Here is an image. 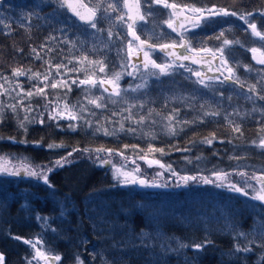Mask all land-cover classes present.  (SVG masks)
Here are the masks:
<instances>
[{"label": "trees", "instance_id": "1", "mask_svg": "<svg viewBox=\"0 0 264 264\" xmlns=\"http://www.w3.org/2000/svg\"><path fill=\"white\" fill-rule=\"evenodd\" d=\"M84 2L91 6L96 0ZM177 2L196 7L226 8L238 14L251 12L253 15L248 19L256 23L258 30L264 31V16L260 15L264 12V0ZM153 11L155 16L144 25L154 33L152 42L179 41L180 37L163 24L168 10L154 8ZM111 15L114 18L117 13ZM0 19L11 26L9 29L0 24V75L12 80L13 87L17 80L12 77L13 69L44 73L46 60L53 65L64 63L69 68H79L73 57L88 55L90 59H103L105 71L109 74L122 70L124 52L121 49L125 46L126 30L118 24L109 41L107 29L110 25L107 21L98 23L104 31L97 33L58 7L56 0H0ZM221 31L226 38L239 41L227 47L225 55L235 74L246 82L244 88L231 81L221 85L218 80L208 81L211 88H204L196 83L198 78L184 68H176L171 75L159 78L147 76L141 69L134 76L125 74L120 79L123 101L116 104L105 101L107 106L103 109L87 104L82 87L72 85L71 92L48 88V99L53 104L58 95L77 108L80 103L86 105L91 111L83 115L85 120L92 121V126L78 121L75 123L79 126L72 131L67 128L68 120L49 122L48 113L43 109L46 101L41 96H34L30 103L37 111L44 112L45 123L29 124L25 134L18 128L16 117L6 111L4 122L0 124V137L4 138L0 139V155L14 163L27 159L33 166H49L73 148L103 146L123 150L126 156L135 159L131 146H137L136 152L140 155L151 146L164 149V154L152 152L149 159L154 157L171 165L176 176L211 177L216 172L234 174L237 171L264 174V150L252 143L258 141L259 134H264L260 133L264 128V115L261 114L264 100L258 98L264 94V83H261L264 81V65L257 64L249 51L251 48L264 51V41L253 36L244 21L232 16L214 17L185 35L194 49H216L222 46L224 37L216 38ZM50 37L55 39L50 40ZM145 38L146 35L142 34L141 39ZM65 40L69 43H64ZM71 42H75L76 47L73 48ZM33 48L42 59L33 58ZM48 48L53 51L48 52ZM199 55L209 56L205 52ZM151 57L157 63L170 59L159 49L152 51ZM69 60L73 62L69 63ZM185 65L198 71L193 64ZM246 66L252 71H247ZM125 71L132 69L129 67ZM97 75L102 77L104 73ZM77 77L83 79L84 72H70L65 78L71 82ZM55 78L60 79L59 76ZM145 80V87L132 91ZM18 82L25 90L37 83L36 80L29 81L26 76H20ZM252 84L257 86L256 94L248 92V85ZM92 93L99 96L102 89H93ZM15 95L13 92L12 97ZM103 95L107 97V93ZM248 96L252 99H247ZM0 102L16 101L0 96ZM28 103L25 100V104ZM131 105H136L131 108L133 120L146 117L142 124L125 119L129 113L121 110ZM206 112H218L219 115H205ZM24 115L18 109L19 118ZM32 115H36V111ZM172 115H176L172 121L175 135L169 134L166 128V117ZM120 122L125 131L106 136L96 130L98 124L109 131L118 130ZM230 122L240 126L242 135L233 131ZM129 128L135 131H127ZM212 136L215 139L211 145L202 142ZM8 137H15L17 141L26 139L28 143H13ZM36 142H40L39 146ZM49 143L63 144L64 147L49 149ZM124 145L129 148L125 150ZM78 153L86 152L76 151L72 155ZM48 179L51 187L33 177L0 175V252L5 255V264H28L32 259L34 250L22 240L14 239L15 236L33 241L42 238L47 252L62 257L59 264H75L77 256L84 264H264L260 258L264 249L257 244L250 245L253 248L250 253L231 251L235 243L239 242L241 246L247 243L244 238L236 236V231L250 233L249 239L255 236L258 243H264V204L224 187L196 183L176 189L123 187L113 179L112 171L87 157L54 170ZM206 240L212 243H207L201 251L194 247L178 248V242L195 244ZM32 264L36 262L33 260Z\"/></svg>", "mask_w": 264, "mask_h": 264}, {"label": "snow or ice", "instance_id": "2", "mask_svg": "<svg viewBox=\"0 0 264 264\" xmlns=\"http://www.w3.org/2000/svg\"><path fill=\"white\" fill-rule=\"evenodd\" d=\"M58 7L66 8L73 16L77 17L81 22L86 24L89 28L95 29L97 33L103 32L104 29L98 27L100 21H107L110 27L107 29V36L109 41L112 39L114 32L113 28L118 24L120 27L124 28L126 31L124 33V48L121 51L124 52V57L121 61V71H112L111 74L105 71L106 65L103 59H90L88 55H81L79 58L73 57L75 63L80 65L79 68L72 67L69 68L64 63L52 64L50 60L44 61L47 65V69L44 73L41 72H32L31 69L16 68L12 71V77L17 78L14 87L11 86L13 81L8 77L0 75V80H3V83H0V96H7L15 99V103H3L0 102V124L4 122V115L6 111H10L14 117H16L17 125L19 129H22L26 134L28 131V125L32 123L44 124V112L37 111L33 108L30 103L31 99L34 96H41L46 103L43 105L44 111L48 113V121H59V120H68L70 123L67 125L69 130L75 131L79 126L78 121H83L89 127L92 126L91 120H85L84 113L90 112L91 110L80 103L79 108L76 105L70 104L64 97L56 96L55 104L53 101L48 99L47 89H57L62 88L66 89L67 92H71L72 85L83 88L84 97L87 100L88 105H92L97 109H103L107 106V103L116 104L123 101L122 90L119 86V81L123 75L127 74L129 76H134V73L139 72L143 69V72L147 76L159 78L161 75H171L173 70L176 68H184L185 71L191 72L198 79L196 83L202 85L204 88H211V84L208 81L218 80L221 85L226 81H231L232 84H238L241 88L245 87V81H242L239 76L235 74L234 68L229 65V61L225 55V49L233 44H238L239 41L230 40L225 37V33L221 31L216 37L217 39H222V46L211 49L207 47H202L200 49H194L192 47L190 39L185 35L188 31L196 29L202 26V23L207 22L208 20L214 17H236L239 20L244 21V23L251 30L253 36L258 37L261 41H264V31L258 30L256 23L251 22L248 17L252 16L253 13L249 12L247 14H238L236 11H230L226 8H217V7H196L194 5L189 6L188 4L178 3L177 0H96L94 5L85 4L83 0H56ZM154 8H162L167 11V18L163 20V24L167 26L172 32L176 33L180 37L179 41L171 40V42L164 43H153L154 33L149 29L145 28L144 25L149 24L150 18L155 16ZM98 13L102 15L98 16ZM112 13H117L113 18ZM190 13V15H189ZM261 16H264V12H260ZM0 24H4L5 28L10 29V24L6 23L4 20L0 19ZM139 33V34H138ZM146 35L145 39H141V35ZM117 36H120V33H116ZM131 37V39H127ZM50 40H54L55 37H50ZM64 43H69L65 40ZM72 47H76L75 42H71ZM107 47V44L104 45ZM43 47V46H42ZM264 47V45H262ZM177 48L184 49L183 53H178ZM96 49V45H93V50ZM159 49L164 53L166 57H169V61L165 63H157L156 60L152 59L151 52ZM48 52H52V48L47 49ZM249 51L252 53L253 60L257 64L264 65V51L260 48H251ZM34 54V59H42L41 55L35 48L32 49ZM200 52L208 53L211 59H207L204 56H199ZM135 56V62H130L132 57ZM199 56V59L196 57ZM219 60V63L215 66V72H218L223 79H220V76H207L202 74L200 71H194L192 68L187 67L183 63H177V61L189 60L191 63H200L205 64L208 67L209 71H213V61ZM72 60H69V63H72ZM131 68L132 71L126 72L127 68ZM63 70V75H62ZM247 71H252V68L246 66ZM84 72V78L72 79L69 82L65 77L68 76V73L75 72L79 73ZM97 73H104V75L98 76ZM227 73V75H225ZM20 76H26L29 81L36 80L37 83L33 84L31 88L25 90L23 86L18 82ZM59 76L60 79L57 80L55 77ZM135 78V77H134ZM264 83V81H261ZM9 85V87H5ZM42 85V86H41ZM107 85V87L105 86ZM147 85V80L144 81V84L136 85V88H133L132 91H136L139 88L145 87ZM102 89V93L99 96H96L92 93L93 89ZM124 92L127 89L123 90ZM15 92V97H12V93ZM248 92L256 94L257 86L255 84L248 85ZM107 93V97L103 95ZM18 97V99H17ZM118 98V99H116ZM259 99L264 100V94L258 96ZM230 99V98H229ZM247 99L251 100L252 96H248ZM25 100H28L29 103L25 104ZM63 103L61 104V101ZM51 106V107H50ZM136 107V105H131L129 108L122 109L121 111H127L129 113L128 117L125 119L132 121L133 123L142 124L146 117L141 116L139 120H133L131 108ZM142 108L143 105L141 104ZM18 109L22 110L25 115L22 119L18 116ZM256 109L253 108V111ZM36 111V115L32 113ZM175 113L176 110H173ZM264 115V111L261 113ZM91 115L95 116L94 112H91ZM113 115H117L116 112H113ZM151 112H149V116ZM205 115H219L218 112H206ZM107 119V118H106ZM168 120V125H166L167 131L171 135L176 134V129L172 124V121L176 119V115L166 117ZM227 119V116L225 117ZM110 122V121H109ZM179 123V121H177ZM184 123H188L185 121ZM232 124L233 131L242 135L241 128L239 125ZM97 131H102L104 135H113L115 131H125L124 125L120 122V128L113 129L109 131L108 128L104 127L102 124H98L96 127ZM129 132H134L135 129H127ZM260 133H264V128H261ZM151 135V133H149ZM0 139H4L0 137ZM13 143H28L26 139L16 140L15 137H8ZM215 136L211 138H205L202 142L211 145ZM223 142V141H221ZM252 143L264 150V134H259L258 141L254 140ZM39 146L40 142H36ZM49 149H55L64 147L63 144L49 143L47 145ZM134 150L135 159H132L129 156L124 154V151H117L114 149H108L103 146L96 148H73L66 156H62L60 159H57L52 163V166L48 165H35L33 166L27 159L20 160L19 163L14 164L12 160L8 159L5 156H0V175L8 176H20L21 174L34 177L37 179H42L45 184L49 187L52 185L49 182L47 173L53 171L55 168H62L71 161L68 157L72 156L73 152L83 151L86 153L94 154L95 161L98 163V166L103 167L104 165H111L113 172V179L118 181L123 185H140L141 187H162L167 186V183H157L156 179L150 182L146 178H141V168L140 165L136 163V160H144L149 167L158 166L164 171L171 173L172 176H176V171L171 167V165H165L161 163L160 160L155 159L154 157L149 159V153L160 152L161 155L164 154V149H155L149 146L147 152L143 155H140L136 152L135 145L131 146ZM129 145H124V149L127 150ZM119 156L123 163L119 166L113 163V157ZM131 162L135 167L128 169L127 165ZM241 179L239 182H232L229 177L233 173L228 172H216L215 179L208 177H200L201 182L205 184H214L216 187H224L230 192H235L241 196L248 197L254 201H259L261 204H264V174L257 175L255 171L248 173L244 171L235 172ZM163 172H157L156 177H162ZM198 178L196 176H180L179 180L184 184H187L189 180L195 181ZM252 181H255L257 186H254ZM180 186V185H177ZM251 189V193H249ZM38 219H46L40 218ZM50 227V226H48ZM55 232L56 229H51ZM236 236L244 238L247 243H244L243 246L239 242L235 243L233 249L231 250L234 253H250L253 251V248L250 247L252 244H257V247L264 249V243H258L255 239V236H252L249 239L250 233H245L243 231H236ZM16 240H22L24 244L29 245L33 250L32 259L28 261V264H32L34 260L36 264H59L62 257L59 254H51L43 248L42 238L36 240L24 239L19 236L13 237ZM207 243H212V241H203L195 244H185L183 242H178V248H187L194 247L197 251L203 250ZM264 260V255L260 257ZM0 264H5V257L0 253ZM75 264H84L82 260L77 256L75 258Z\"/></svg>", "mask_w": 264, "mask_h": 264}, {"label": "rangeland", "instance_id": "3", "mask_svg": "<svg viewBox=\"0 0 264 264\" xmlns=\"http://www.w3.org/2000/svg\"><path fill=\"white\" fill-rule=\"evenodd\" d=\"M189 15H190V13H189ZM176 51L178 53H183L184 49L177 48ZM199 56H204V55H199ZM199 56H197L196 58L199 59ZM133 57H132V62H135V56H133ZM204 57H206L207 59H211L210 56H208V57L204 56ZM177 62L183 63V64H193L198 69V71H200L202 74H205L207 76H213V75L220 76V74L218 72H215V66L219 63L218 58H217V60L213 61V71H209L208 67L205 64H200V63H195L194 64V63H191V61H189V60L177 61ZM105 86L107 87V85H105ZM82 157L92 158L93 160H95L94 155H88L86 153H78V154H75V155H72V156L68 157V159L71 162H74V161H76V160H78L79 158H82ZM70 163H68V164H70ZM113 163L116 164L117 166H119L121 163H123V161L121 160V158L119 156H114L113 157ZM136 163L140 165L141 178H146L150 182L153 180V178H155L157 183L163 184V183L166 182L167 186H162V187H141L138 184L137 185H132V184L123 185V184H121V183H119L117 181V183L120 186H123V187L124 186H131V187H134V188H137V189H143V190H156V189H161V188L176 189V188L186 187V186H188V185H190L192 183L205 184V183L201 182V180L199 179L200 177H197L198 179L195 180V181L189 180L187 182V184H184L182 181L179 180L180 176L168 175L167 172L164 171V169H161L158 166L154 165L152 167H149L148 164L144 160H139V159L136 160ZM14 164H16V163H14ZM68 164H66V165H68ZM51 166H52V164L49 165V167H51ZM104 166L106 168H108L110 171H112L111 165H104ZM127 167H128V169H131V168L135 167V165L132 164L131 162H129ZM56 169H59V168H55L54 170H56ZM53 171L47 173V175L49 176ZM157 172H163V176L162 177H156V173ZM112 174H113V172H112ZM257 175H259V174H257ZM14 177H28V176H25V175L21 174L20 176H14ZM208 178H211V179L214 180L215 179V175H212L211 177H208ZM229 179L232 182H239L241 178L234 173L233 175H231L229 177ZM39 180L43 181L42 179H39ZM252 183H253V185L257 186L255 184V181H252ZM209 184H211V183H209ZM177 185H180V186H177Z\"/></svg>", "mask_w": 264, "mask_h": 264}, {"label": "water", "instance_id": "4", "mask_svg": "<svg viewBox=\"0 0 264 264\" xmlns=\"http://www.w3.org/2000/svg\"><path fill=\"white\" fill-rule=\"evenodd\" d=\"M83 2H84V0H83ZM85 3V2H84ZM86 4V3H85ZM67 12H68V14L73 18V19H75L77 22H79V23H81V24H83V25H86V24H84L83 22H81L77 17H75V16H73L66 8H64ZM87 26V25H86ZM1 253V252H0ZM3 254V253H2ZM4 255V254H3ZM4 257H5V255H4ZM5 260H6V258H5Z\"/></svg>", "mask_w": 264, "mask_h": 264}]
</instances>
